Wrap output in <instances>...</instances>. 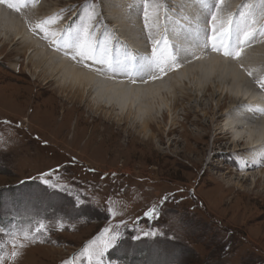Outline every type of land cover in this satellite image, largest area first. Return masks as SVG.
Segmentation results:
<instances>
[{
    "label": "rangeland",
    "instance_id": "rangeland-1",
    "mask_svg": "<svg viewBox=\"0 0 264 264\" xmlns=\"http://www.w3.org/2000/svg\"><path fill=\"white\" fill-rule=\"evenodd\" d=\"M41 1L29 3L19 14ZM170 1L159 0L168 11L160 8V27L151 33L157 39L167 35L163 28L171 7H177ZM87 2L52 0L26 18L63 10L66 20L72 14L68 8ZM94 7L98 24L107 20L104 35H115L108 27L113 30L120 12L127 16L131 36L143 46L139 48L151 54L142 0H95ZM18 49L0 43L3 264H63L91 241L102 249L112 236L117 239L104 251L101 264H264V167L253 166L252 174L240 179L245 174L237 166H242L240 157L231 155V136L222 130L226 100L217 107L204 99L205 116L171 87V100L178 98L175 110L161 118L166 112L162 106L144 134L133 116L120 120L83 101H65L53 86L35 80L30 66V72L24 70L26 57L12 51ZM19 66L21 74L16 73ZM152 208L156 215L145 216ZM37 220L46 224L47 232L36 242L26 241V247L17 249L20 255L11 259V233L30 230Z\"/></svg>",
    "mask_w": 264,
    "mask_h": 264
},
{
    "label": "bare ground",
    "instance_id": "bare-ground-1",
    "mask_svg": "<svg viewBox=\"0 0 264 264\" xmlns=\"http://www.w3.org/2000/svg\"><path fill=\"white\" fill-rule=\"evenodd\" d=\"M45 2L51 4L52 0H42L36 8H31L30 11L40 10L42 5L46 6ZM170 2L178 3L176 8L171 7L173 8L172 12L169 13L163 28L164 32L165 27L168 29L165 33H167L166 36L170 43L178 41L179 37L180 39L190 40L195 37L194 32L196 31L198 33L195 43L192 44V42L186 41L184 42L187 43L185 46L195 48L197 44L205 42L210 34V32H207L210 30L209 20L207 15L204 16L205 19L203 20L201 12L198 10V0H183L182 2L172 0ZM229 3V10L233 11L239 0H229ZM123 4L126 7L124 1ZM30 11L21 15L13 11H7L6 6L0 5V43L11 46L17 45L19 49L12 51H15L20 59L26 57L24 70L27 69L30 72L28 69L30 66L32 77H35V80L40 79L47 86H53L57 93L65 97V101L75 103L83 101V104L90 105L96 111L110 112V115L114 114L120 120L123 118L129 119L133 116V119L139 121V129L146 134L151 131V126L156 121L157 114L163 109L162 106H165L166 112L160 114L161 118L165 115L168 116L171 110H175L178 98L174 97L171 100V92H169L171 87H173L171 90L173 89L174 93H179L180 99L191 103L196 109L200 108L202 115L205 116L208 112L205 109L204 99L214 101L217 107L220 100L223 99L227 101L228 105L225 109L222 130L231 136L230 145L233 148L231 155L236 154L240 157L239 161L242 166H237L240 172L245 173L241 174L240 179L243 180L245 176H250L252 174H250V169L255 166L262 165L264 167V162L260 161L258 156L259 153L264 152V113H256L250 110V108L264 109V91L259 89L252 82V78L247 75V71H253V76L258 78L261 74L258 70L264 68V39L259 37L251 47L246 48L240 61L226 59L214 52H202L196 49L203 58L185 63L176 73H169L163 82L132 85L122 75H117L111 79L97 75L95 72L69 60L62 52L54 50L41 35H30L29 32L34 33L30 29L35 26L36 22L48 16L26 18ZM73 13L75 12H72L66 20H62L57 24L56 29L64 27L69 19H75L79 23V19L72 17ZM183 14H186L189 18H186ZM119 15L115 17V25L112 23L114 25L113 30L108 27L109 31L115 34L110 39L109 47L112 48L114 56L119 51V54L117 53V56H115L119 59L125 60L124 58L128 57L139 60L144 56L146 50L139 48V46H143L138 43V38L134 39L131 36L129 24L125 20L127 16L120 14V12ZM171 18H175L176 23L172 22ZM200 18L201 21L203 20L202 22L199 20ZM103 20V23L100 24L105 26L107 20ZM102 26L99 25V32L104 35L103 28L101 29ZM130 26L135 29L133 24H130ZM174 32L179 35L176 39L174 38ZM124 44L127 48H123ZM240 63H243L244 69L239 67ZM20 70L19 66L16 73L21 74L22 71ZM185 79L193 85H187L184 82ZM168 100L172 101L169 107H167ZM118 112L119 114H117ZM239 143H243V145H239ZM239 146L242 148L239 149ZM242 152L246 154L241 157L240 153ZM262 173V170L257 172L260 176Z\"/></svg>",
    "mask_w": 264,
    "mask_h": 264
},
{
    "label": "snow or ice",
    "instance_id": "snow-or-ice-1",
    "mask_svg": "<svg viewBox=\"0 0 264 264\" xmlns=\"http://www.w3.org/2000/svg\"><path fill=\"white\" fill-rule=\"evenodd\" d=\"M38 2L39 0H0V5L19 14L29 6V3ZM94 2L95 0H88L83 6H73L67 9L69 12L76 13L79 23L75 19H69L64 27L56 29L55 26L64 19L62 10L38 20L30 30L42 35V38L54 50L62 52L66 58L83 68L110 79L122 75L132 85L163 82L169 73L180 70L185 63L201 60L203 57L198 54L196 49L202 52L211 51L226 59L240 61L245 49L251 47L258 36L264 37V23L257 26L253 5H238L237 11L232 12L229 10V0H199L198 10L202 14L205 12L208 14L210 34L205 42L197 44L195 48L191 46L185 48L182 45L170 43L166 35L159 39L151 35L152 31L159 27L160 8L165 7V11L168 9L159 0H142L143 22L152 45L151 54L139 60L132 58L120 60L113 55V50L109 47L111 37L102 36L99 32L98 14L95 11ZM261 4L260 16L264 19V0H261ZM81 7L82 12L80 11ZM150 9L153 10V18H150ZM167 31L168 29L165 27V32ZM239 67L244 69L243 63H240ZM258 71L261 72L258 78L253 76V71H247V75L252 78V82L259 89L264 91V68ZM250 110L264 113V109L260 108H250ZM258 156L260 161L264 162V152L259 153ZM43 183L48 184L49 181L45 179ZM167 199L169 197L165 196L164 200ZM155 215V208L149 209L145 213V216L149 218ZM60 227L63 228L62 222ZM107 231L106 229L105 232ZM46 232V224L42 220H37L34 228L11 233V259L15 260L20 255L17 249L26 247V241L36 242L38 236ZM116 239V236H112L103 243L102 249L97 245V241H91L76 256L63 261V264H76L78 260H87L88 264H101L100 258L103 257L104 251ZM0 264H3V258H0Z\"/></svg>",
    "mask_w": 264,
    "mask_h": 264
}]
</instances>
